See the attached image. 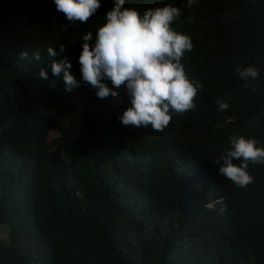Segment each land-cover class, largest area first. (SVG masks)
<instances>
[{
	"label": "trees",
	"instance_id": "trees-1",
	"mask_svg": "<svg viewBox=\"0 0 264 264\" xmlns=\"http://www.w3.org/2000/svg\"><path fill=\"white\" fill-rule=\"evenodd\" d=\"M161 2L126 7L181 9L172 27L193 43L181 63L203 87L158 132L119 121L125 87L100 99L52 73L53 59H67L81 80L82 37L95 38L113 0L84 24L53 0H0V264H264V164L249 163L254 182L241 188L214 161L233 136L264 148V0ZM237 65L258 78L242 80Z\"/></svg>",
	"mask_w": 264,
	"mask_h": 264
},
{
	"label": "clouds",
	"instance_id": "clouds-1",
	"mask_svg": "<svg viewBox=\"0 0 264 264\" xmlns=\"http://www.w3.org/2000/svg\"><path fill=\"white\" fill-rule=\"evenodd\" d=\"M165 2L162 0L160 5ZM196 2L187 0L185 7L192 9ZM53 3L55 11L62 13L69 24L87 23L101 8V0H53ZM181 15V9L170 4L141 11L137 6L126 7V0H113L104 13L105 23L98 27L95 38L91 31L82 37V51L78 58L81 80L71 74L72 65L67 59L59 62L53 59L52 73L59 76L63 72L66 91L84 84L96 90L100 99L109 95L116 97L117 90L125 87L131 106L118 116L122 125L151 127L163 132L174 114H184L196 107L195 97L198 89L203 87L188 78L181 63L185 52L193 49L191 38L172 27ZM67 29L68 25H65L63 30ZM64 51L61 44L60 52ZM57 55L53 47L47 48L48 57ZM28 56L27 50L20 53V58L27 59ZM33 58L41 60L38 51L33 53ZM234 71L246 81L259 76L257 69L251 66L242 69L237 65ZM39 74L47 79L45 69L41 68ZM105 80L111 82V88ZM216 103L218 111L229 108L223 100ZM230 142L225 154L214 161L219 166V173L227 180L238 187H247L254 182V177L247 171L249 163L264 164V148L256 146L257 139L244 136L230 137ZM234 159L240 163L234 164ZM222 201L223 198L215 200Z\"/></svg>",
	"mask_w": 264,
	"mask_h": 264
},
{
	"label": "rangeland",
	"instance_id": "rangeland-1",
	"mask_svg": "<svg viewBox=\"0 0 264 264\" xmlns=\"http://www.w3.org/2000/svg\"><path fill=\"white\" fill-rule=\"evenodd\" d=\"M57 135H58V132L52 130L48 134V139L55 138ZM8 232H9V228L7 226H0V238L1 239H7Z\"/></svg>",
	"mask_w": 264,
	"mask_h": 264
}]
</instances>
